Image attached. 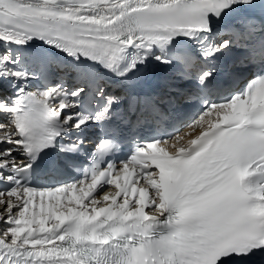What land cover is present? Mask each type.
Masks as SVG:
<instances>
[{
	"label": "snow or ice",
	"instance_id": "snow-or-ice-1",
	"mask_svg": "<svg viewBox=\"0 0 264 264\" xmlns=\"http://www.w3.org/2000/svg\"><path fill=\"white\" fill-rule=\"evenodd\" d=\"M0 264H264V0H0Z\"/></svg>",
	"mask_w": 264,
	"mask_h": 264
},
{
	"label": "bare ground",
	"instance_id": "bare-ground-1",
	"mask_svg": "<svg viewBox=\"0 0 264 264\" xmlns=\"http://www.w3.org/2000/svg\"><path fill=\"white\" fill-rule=\"evenodd\" d=\"M103 194H101L102 196ZM45 202L47 203V198H45ZM37 204H39V197H37Z\"/></svg>",
	"mask_w": 264,
	"mask_h": 264
}]
</instances>
